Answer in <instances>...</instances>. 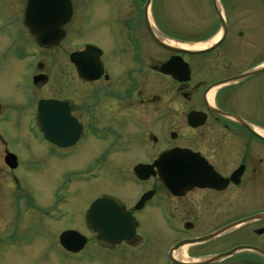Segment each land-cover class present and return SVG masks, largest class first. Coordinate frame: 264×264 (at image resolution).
<instances>
[{
  "label": "flooded vegetation",
  "instance_id": "af4514ba",
  "mask_svg": "<svg viewBox=\"0 0 264 264\" xmlns=\"http://www.w3.org/2000/svg\"><path fill=\"white\" fill-rule=\"evenodd\" d=\"M20 1L22 6L17 10L15 21H20L21 35L18 30H9L12 14L5 8L0 12V34L3 33L0 46L5 40L0 48V82L6 80L2 68L7 57H14L30 61L26 64L30 68L31 85L27 88L19 78L15 80L28 97L11 101L8 106H2L6 101H0V118L5 119L9 113L28 120L25 131L20 127L15 129L16 139L7 140L8 132L0 130V143L5 148L3 161L7 165L11 158L10 163L17 165L12 169L20 166L23 159L6 148L11 143L15 146L20 139L28 145V136L54 164L80 160L82 157L77 159L74 153L85 147L83 157L91 163L83 169L67 172L60 184L62 190L50 189V195L56 197L55 203L40 210L45 221H60L68 216L69 209L65 205L70 204L72 198L84 197L83 202L89 198L87 205L80 203L73 212L78 214L79 206L84 205L80 214L83 231L64 229L76 230L82 235L66 241L74 248L82 242L80 247L70 250L58 244L67 262L198 264L195 262L239 245L264 250L262 245L254 243L218 251L211 248L213 241L229 232L206 241L191 242L228 223L264 212V45L253 50L243 45L240 38L245 31H232L228 17L223 14L226 26L223 39L209 50L192 52L195 47L215 41L221 33L217 14L203 30L202 37L206 36V40L171 43L169 36L152 20V0L149 3L148 0ZM256 1L264 4V0ZM222 3L225 4L224 0ZM2 5L0 3V11ZM89 16L93 17L91 23L104 20L111 25V31L100 33L106 43L114 45L121 59L117 65L121 69L118 75L111 74L107 67L109 58L104 47L95 39L79 35ZM103 28L101 24V30ZM256 32L264 33V30ZM58 52L63 54L62 65L68 77L62 88H67L68 93L60 97L53 93L40 97L36 89L54 82L42 72L44 58ZM55 88L60 90L57 85ZM41 100L49 101L48 138L36 123ZM77 108H81V114H76ZM17 130L23 133L19 135ZM169 150H188V158H163V153ZM132 153L136 154L132 156ZM224 154L235 157H222ZM109 163L114 164V180L125 182L122 185L126 187L143 188L131 198L111 191L90 195L89 191L79 190L72 195L70 185L92 182ZM168 164L176 165L178 180L174 192L164 182L166 175L161 173H165L164 166ZM184 164L194 171V174H186L190 178L195 175L209 179L215 173L226 181L225 185L187 188L182 178ZM136 166L148 167L143 178L136 176ZM209 167L213 173L209 172ZM237 187H241L239 191L245 204L256 209L220 223L209 232H194L191 219H181L174 210L176 203L183 205L181 210L184 209L185 215L195 216L201 212L213 217L215 206L221 207L216 205L220 202L214 197ZM97 200L100 202L95 215L86 219L87 211ZM157 214L161 222L156 219ZM259 221L264 219L249 221L231 231ZM111 229L115 231H109ZM263 232L264 226L255 228L257 235ZM13 233L8 238L0 237L2 254L3 245L16 248L21 245L18 232ZM167 236L173 241L162 248V238L166 241ZM208 248L214 252L207 251ZM249 252L257 255L256 259L247 257L234 264H264V255ZM236 253L200 264H231L225 260Z\"/></svg>",
  "mask_w": 264,
  "mask_h": 264
},
{
  "label": "rangeland",
  "instance_id": "374dc122",
  "mask_svg": "<svg viewBox=\"0 0 264 264\" xmlns=\"http://www.w3.org/2000/svg\"><path fill=\"white\" fill-rule=\"evenodd\" d=\"M219 2L222 13L228 17L231 23L230 29L232 31L234 29L245 31L243 37L240 38L243 45L251 46V50L264 45V33L256 32L260 29L262 31L264 30V16L261 17V15H264V4H258L256 0H233L232 4H227V0H224L225 4L222 3V0H219ZM0 3L4 4V6H1L0 12L5 8L12 14V18L8 22V24H11L9 30H18L20 21H15V15L17 10L21 9V1L0 0ZM150 8L152 20L169 36L167 38L174 41L199 40L202 38V40H206L204 39L207 38L205 35V37H202L203 30L214 20L213 16L215 14L210 0H152ZM78 15L75 16V19ZM92 18V16L88 17L87 23L82 27L79 35L81 38L95 39L104 47L109 58V65L107 67L110 69L111 74L118 75L121 69L117 65L121 62V59L116 55L114 45L112 43H106V39L100 33L105 30L111 31V25H107L103 19L101 20L104 23L102 21L91 23L92 20L90 19ZM100 23L104 27V30H101ZM261 24L262 27H260ZM19 35H21L20 32ZM22 36L24 35L22 34ZM4 42L0 48L4 45ZM62 58V52L52 53L51 56L44 58L42 72L48 74V78L53 79L54 82L53 85L48 83L47 85L38 87L36 89L38 96L47 97L53 93L60 97L62 94L65 95V93H68L66 91L67 88H62L63 83L68 81L65 73L66 69L62 65ZM27 61L7 57L5 65H3L5 67L2 68L6 80L0 82V101H6L2 106H8L13 103L11 101H23L27 99V92L22 91V88L15 82L19 78L21 83L25 84V87L27 86L28 88L31 85V76L28 74L30 68L26 64ZM25 65L27 66L26 69ZM32 70L35 71V69ZM56 85L60 90L55 88ZM77 87L74 86V88ZM86 90L88 91L89 88L87 87ZM77 110L78 112L76 114H81V108H77ZM5 117V119L3 117L0 118V130L8 132L5 135L7 140L11 139V137L16 139L18 134L15 129L20 127L24 128L23 131H25L28 118H21L17 114L11 115L9 113H6ZM19 131L17 130V132ZM20 133L19 135L23 132ZM85 140L86 137L83 138L84 142ZM28 141L29 143L26 145L20 139L19 143H16L15 146L11 143L6 148L7 151L14 152L23 159L21 165L16 169H12V167L10 168L8 164L6 165L4 163L3 156L5 154V148L0 143V237L7 236L6 238H8L14 234L13 231L15 230L18 232L19 242L21 244L17 248L12 245L1 246L6 256L0 250V264H73L67 262L59 249L58 235L65 228H75L83 231L80 223V214L83 206L87 205L89 198H87L88 200L86 202H83L84 197L80 198V200L72 198V202L65 205L69 209L68 216L60 221L51 219L45 221L40 216V210L55 203L56 197L50 195V189L58 188L62 190L60 184L67 172L75 169H83L91 162L87 163V160L83 157L84 147L74 153L77 159L82 157L80 160L74 159L71 162L54 164V161L47 156L42 148L30 139V136H28ZM135 154L132 153L131 155L134 156ZM224 156L231 159L235 157L233 155H222V157ZM89 157L90 155H88ZM38 159L41 161H37ZM114 175V164L109 163L106 167H103L97 179L92 180L90 183L70 185L69 189L72 195L79 190L89 191L90 195H94L100 191H111L118 192L126 198H131L134 193H137L138 190L143 188L132 185L126 187L122 185L123 183L126 184L125 182L122 183L114 180ZM240 188L226 190L214 197L215 201L220 202L216 203V205L218 204L221 207L217 208L215 206L213 217L210 216V213L208 216L207 213L201 212H198L195 215L196 217L193 215L188 216L184 214V209L181 210L183 205L174 203L173 207L181 219H191L194 225V232L206 233L213 230L220 223H225L229 220L247 215L252 209H256L253 208L255 207L253 205L245 204L244 199L241 198L243 196L239 191ZM80 203L84 205L81 204L79 206L78 214H73L76 209L75 206ZM227 206L229 210L224 211L223 209H226ZM244 208L247 209L245 210ZM156 219L161 222L158 214ZM262 226H264V221H259L231 231L224 237L213 241L211 248L218 251L229 249L233 245L247 243L260 244L264 247V232L260 235L255 233V228L257 229ZM145 229L148 230L149 227ZM172 241L169 236H167L166 241L162 238V248ZM211 248H208L209 250L207 251L214 252ZM256 256L249 251H238L234 257L228 258L225 261L234 264L247 257L256 259Z\"/></svg>",
  "mask_w": 264,
  "mask_h": 264
},
{
  "label": "water",
  "instance_id": "95a60500",
  "mask_svg": "<svg viewBox=\"0 0 264 264\" xmlns=\"http://www.w3.org/2000/svg\"><path fill=\"white\" fill-rule=\"evenodd\" d=\"M33 1V0H30V2ZM150 2V0H148V3ZM212 7L215 11V13L217 14L219 20H220V23H221V33L219 34V36L216 38L215 41L209 43L208 45H205V46H202V47H195V49L193 50H190L192 52H202V51H206V50H209L213 47H215L224 37V34H225V30H226V26H225V21H224V18H223V14H222V10H221V7H220V4L218 2V0H212ZM243 76V75H242ZM48 107H49V101H45V100H41L39 101V104H38V125L41 127L42 130H44L45 132V136L47 135L46 131H45V126H46V120H47V116H48ZM224 115H228L226 113H223ZM187 153H189L188 150H169V151H166L165 153H163V158H176V156H182L183 159L185 158H188V155ZM11 167H14L15 165L14 164H10ZM184 168H185V171H183V179H185V184L188 186L187 188H190L194 185H199V186H210V187H217L215 186L214 184H217L219 183V186H224L225 185V180H222L218 174H215L214 173V177L212 178H207V179H199L198 177H196L194 175V178L191 176V178L188 176L190 174H194V171L192 169H188L190 168L187 164H184L183 165ZM145 168H148L147 166H136L135 167V173L138 177H143V173ZM152 168V166H151ZM164 169H165V173H163L164 171H162L161 173L164 174L162 176H165L166 179L164 180L165 184L167 185V187L172 190V191H176L173 184H175L177 182V178H176V165H166L164 166ZM210 171L209 172H212V169L211 167H209ZM213 173V172H212ZM188 174V175H186ZM181 176V174H180ZM185 176H188V177H185ZM98 203V201H97ZM97 203H94L91 208L89 209L87 215L88 217L91 216V213L94 211L95 207H96V204ZM256 219H264V212H260V213H257V214H254V215H251V216H247V217H244V218H241V219H238L236 221H233L231 223H228L222 227H220L219 229H216L215 231L203 236V237H199L197 239H194L193 241L191 242H201V241H206V240H209V239H213V238H216L222 234H225L227 232H230L231 230L241 226L242 224H245L249 221H253V220H256ZM89 225V224H88ZM73 235H76V231H72V230H66L64 232H62L60 234V243L65 247V248H68V249H71L72 250V247L69 246L67 244V239H71V237ZM241 250H249V251H254V252H257L261 255H264V250L256 247V246H253V245H239V246H236L234 248H231L229 250H226L224 252H220V253H216L210 257H207L205 259H202V260H199L195 263H204V262H210V261H216V260H219V259H222V258H225L227 256H230L238 251H241Z\"/></svg>",
  "mask_w": 264,
  "mask_h": 264
}]
</instances>
